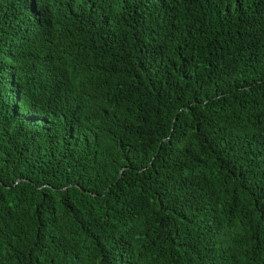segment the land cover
I'll list each match as a JSON object with an SVG mask.
<instances>
[{"label": "trees", "instance_id": "obj_1", "mask_svg": "<svg viewBox=\"0 0 264 264\" xmlns=\"http://www.w3.org/2000/svg\"><path fill=\"white\" fill-rule=\"evenodd\" d=\"M0 264H264V0H0Z\"/></svg>", "mask_w": 264, "mask_h": 264}]
</instances>
